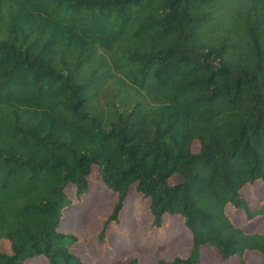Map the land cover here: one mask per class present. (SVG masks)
<instances>
[{
	"label": "trees",
	"instance_id": "16d2710c",
	"mask_svg": "<svg viewBox=\"0 0 264 264\" xmlns=\"http://www.w3.org/2000/svg\"><path fill=\"white\" fill-rule=\"evenodd\" d=\"M92 166L115 194L99 244L132 188L190 234L154 264H264L226 213L264 220L241 193L264 187V0H0V264H85L58 227Z\"/></svg>",
	"mask_w": 264,
	"mask_h": 264
},
{
	"label": "rangeland",
	"instance_id": "374dc122",
	"mask_svg": "<svg viewBox=\"0 0 264 264\" xmlns=\"http://www.w3.org/2000/svg\"><path fill=\"white\" fill-rule=\"evenodd\" d=\"M192 149L196 150L193 143ZM180 177L173 175L169 183L178 181ZM66 193L72 200L70 205L62 211L58 229L64 233H71L77 240L70 250L77 253L85 264H123L130 257L135 256L142 264H154L156 259H171L175 255L185 257L191 244L189 232L182 224L178 215L165 214L161 227L150 226V216L147 210L148 201L142 200L131 188L125 199L124 207L119 214L120 223H111L107 230V244H99L96 232L100 228L102 218L106 217L114 201L115 194L105 186L96 175V168L92 166L89 175V192L82 195L77 202L73 196V187L66 188ZM241 193L251 206L264 195V187L244 186ZM229 217L244 225L248 231L264 230V220L245 221L244 216L234 212L230 205L226 206ZM3 249L7 244L3 242ZM249 264L263 259L255 253L246 255ZM217 260L215 251L203 248L200 252V264H212ZM235 258L225 264H235ZM26 264H46L44 258L38 257Z\"/></svg>",
	"mask_w": 264,
	"mask_h": 264
}]
</instances>
